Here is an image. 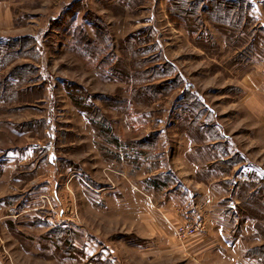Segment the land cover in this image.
I'll return each instance as SVG.
<instances>
[{
    "label": "rangeland",
    "instance_id": "obj_1",
    "mask_svg": "<svg viewBox=\"0 0 264 264\" xmlns=\"http://www.w3.org/2000/svg\"><path fill=\"white\" fill-rule=\"evenodd\" d=\"M184 1L0 0V264H206L199 204L264 241V0Z\"/></svg>",
    "mask_w": 264,
    "mask_h": 264
},
{
    "label": "crops",
    "instance_id": "obj_2",
    "mask_svg": "<svg viewBox=\"0 0 264 264\" xmlns=\"http://www.w3.org/2000/svg\"><path fill=\"white\" fill-rule=\"evenodd\" d=\"M12 27L13 21L10 12L8 10H2L0 13V29L8 30ZM247 79L250 81L249 87L250 89H252L254 84V82L252 81L254 79L250 76H248ZM225 137L223 136L222 139H224ZM218 139L214 140V142H212V145H217L216 147H214V149L218 151L219 156L221 157L220 148L222 146H220L219 144L222 142L226 143L227 140L218 141ZM229 154L230 153H228V155ZM231 157L232 156L230 154L228 158L226 157L225 161H227ZM219 160L222 161L223 159L218 158V161ZM238 167L239 166L234 167L233 171L237 170ZM232 175L223 174L219 180L214 182V184H223L226 181H229L233 184L234 179ZM218 203L219 202L217 201L216 205H218ZM152 205L154 206L153 202ZM197 208L200 212L198 210H195V212H197V214L199 213L200 216L202 215V217L204 218V223L202 234L196 240V244L188 249L191 256L202 258L206 262V264H208L213 258L218 259L219 257L227 259L231 262H225L224 264H264V262H259L255 259H248L246 256L250 250L259 248L264 245V241H261L260 239H258V237H254V239H251L250 236L248 237V233L254 234L256 232L255 229L252 232H249V230L251 229V227H249V224H254L253 222L250 221L251 223H248L249 226H238V221L236 222V219L230 217L229 214H226L225 208H222L220 205H218V209H216V212L214 213L202 212L200 209V204L199 206L197 205ZM190 211L193 212V208H191ZM227 223H229L230 226H227ZM150 229L151 230H149V234L146 236L144 234L142 238L153 239L155 238V235L160 232L158 227H150ZM173 241L176 240L174 239ZM185 251L187 252L186 249Z\"/></svg>",
    "mask_w": 264,
    "mask_h": 264
},
{
    "label": "trees",
    "instance_id": "obj_3",
    "mask_svg": "<svg viewBox=\"0 0 264 264\" xmlns=\"http://www.w3.org/2000/svg\"><path fill=\"white\" fill-rule=\"evenodd\" d=\"M177 4L178 5H187L188 6V4H187V2H185L184 0H178V2H177ZM226 6H228V4H225ZM191 7H192V9H194V10H197L198 9V5L196 4V3H194V4H191L190 5ZM230 6V5H229ZM231 7V6H230ZM228 8V7H226V9L228 8L229 9V11H230V9L231 8ZM227 11L228 10H224V14H225V16L224 17H227L228 15H226L227 14ZM232 11V10H231ZM193 14H194V12H193ZM228 14H229V12H228ZM216 16H218L217 15V13H216ZM247 20V22H246V24L244 25L245 27H244V30H248V29H250V27H251V21L249 20V18L247 17V16H245L243 19H241L240 21H243L244 22V20ZM216 20V19H215ZM241 24V23H240ZM79 35V34H78ZM27 39V38H26ZM80 40H81V38H80ZM0 41H2V40H0ZM8 42H9V44H12V45H15V44H17V43H19L20 41H18V40H15V39H11V40H8ZM90 44V43H89ZM0 46H5V47H1L2 48V50H4V51H7L8 49H9V47L10 46H8V45H0ZM224 155H226V157L228 158V156H230V155H227V154H224ZM150 156H152L153 157V155H150ZM218 162H220L219 163V165H221L222 166V168L224 167V165L223 164H227V163H230V165L231 166H228V167H226V168H224V171L227 173L228 171H231L234 167H236V166H238V164L240 163V161L239 160H237V159H233V157H231L230 159H228L227 161H221V160H219ZM169 174H162V175H158V176H155V177H158V178H153V180L154 181H158L159 180V178L160 177H162V178H166V180L169 178ZM170 181V179H168L167 180V182H169ZM263 180H261V179H258L257 178V176H256V174H251L247 179H245V184H243L242 186H245V187H252V189L253 190H255V191H258V194H261V191L263 190V189H260L259 188V186H256L255 184H257L258 185V183H260V182H262ZM166 182V183H167ZM156 184H158V183H156ZM255 185V186H254ZM257 188V189H256ZM257 198V196L256 197H254V200L252 201V204L255 206V207H257L258 206V204L260 203V206H261V208H263L264 207V196H261L259 199H258V202L255 200ZM249 216V215H248ZM249 217H251V218H254V219H257L259 222H262V223H264V216H262V215H260L259 213H257V214H250V216ZM257 230H258V233L261 235V237L262 238H264V232L261 230V228H257ZM264 240V239H263ZM247 258L248 259H255V260H258L259 262H264V245H262L261 247H259V248H256V249H252V250H250L249 252H248V254H247Z\"/></svg>",
    "mask_w": 264,
    "mask_h": 264
},
{
    "label": "built area",
    "instance_id": "obj_4",
    "mask_svg": "<svg viewBox=\"0 0 264 264\" xmlns=\"http://www.w3.org/2000/svg\"><path fill=\"white\" fill-rule=\"evenodd\" d=\"M202 221H185V223L175 229V234L178 240H185L188 238L195 237L199 232L202 231Z\"/></svg>",
    "mask_w": 264,
    "mask_h": 264
}]
</instances>
